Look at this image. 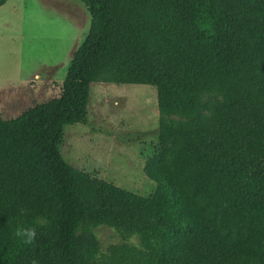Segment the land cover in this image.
I'll return each mask as SVG.
<instances>
[{"label":"trees","instance_id":"trees-1","mask_svg":"<svg viewBox=\"0 0 264 264\" xmlns=\"http://www.w3.org/2000/svg\"><path fill=\"white\" fill-rule=\"evenodd\" d=\"M77 1L90 23L59 95L0 114V264H264V0ZM92 83L155 87L152 195L60 155ZM102 225L122 237L105 250Z\"/></svg>","mask_w":264,"mask_h":264},{"label":"rangeland","instance_id":"rangeland-1","mask_svg":"<svg viewBox=\"0 0 264 264\" xmlns=\"http://www.w3.org/2000/svg\"><path fill=\"white\" fill-rule=\"evenodd\" d=\"M89 23L88 11L77 0H7L0 6L3 118L59 95ZM170 118L184 119L178 114ZM63 133L59 151L68 164L138 194H153L155 183L142 169L160 152L154 86L92 83L85 122L66 125ZM94 232L102 250L122 240L108 226ZM129 241L136 244L133 237Z\"/></svg>","mask_w":264,"mask_h":264},{"label":"clouds","instance_id":"clouds-1","mask_svg":"<svg viewBox=\"0 0 264 264\" xmlns=\"http://www.w3.org/2000/svg\"><path fill=\"white\" fill-rule=\"evenodd\" d=\"M21 214H24L26 212L25 209L20 210ZM43 223H46L45 220L39 219L37 221V224L43 225ZM13 235L17 238H19L23 244L25 245H31L34 243L37 235V228L36 227H17L13 233ZM35 264V261L33 262Z\"/></svg>","mask_w":264,"mask_h":264}]
</instances>
